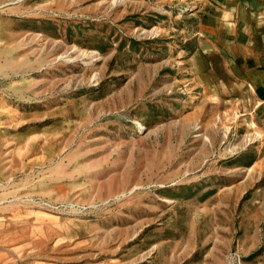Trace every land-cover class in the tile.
Instances as JSON below:
<instances>
[{
	"label": "rangeland",
	"instance_id": "obj_1",
	"mask_svg": "<svg viewBox=\"0 0 264 264\" xmlns=\"http://www.w3.org/2000/svg\"><path fill=\"white\" fill-rule=\"evenodd\" d=\"M245 3L0 0V238L18 241L0 252L264 264V27Z\"/></svg>",
	"mask_w": 264,
	"mask_h": 264
},
{
	"label": "crops",
	"instance_id": "obj_2",
	"mask_svg": "<svg viewBox=\"0 0 264 264\" xmlns=\"http://www.w3.org/2000/svg\"><path fill=\"white\" fill-rule=\"evenodd\" d=\"M246 3H245V8L248 9H252L254 8V12H259L261 10H264V0H245ZM212 26L210 27L211 29H214L217 31V25L216 24H211ZM209 25L208 23L205 22V20H202L201 24H200V27L201 28H207ZM262 28V27H261ZM249 47V46H248ZM256 79V78H255ZM258 83H255L254 81V85L255 87H259L260 91H263L264 92V80L262 81H259L257 80ZM263 98H264V95H263ZM264 103V99L261 100L259 102V105L261 106L262 104ZM3 234V233H2ZM6 234H3L1 235L2 237L4 238H0V242L2 244L6 243V241H8L10 244H12L13 246L11 247L12 249L16 248V244H17V240L16 239H11V237L7 236L5 237ZM8 235H12V233L8 234ZM14 235H18L17 233H14ZM6 239V241H5ZM7 253L5 252H0V264H15L14 262L12 263L11 260H9V258L6 256ZM38 264V263H37Z\"/></svg>",
	"mask_w": 264,
	"mask_h": 264
},
{
	"label": "clouds",
	"instance_id": "obj_3",
	"mask_svg": "<svg viewBox=\"0 0 264 264\" xmlns=\"http://www.w3.org/2000/svg\"><path fill=\"white\" fill-rule=\"evenodd\" d=\"M218 11H220L218 23L220 24L222 29L228 32L229 34L234 33L238 25V9L235 6H225L223 10L218 9ZM252 18L255 20L257 28L264 27V10H261L259 12H253Z\"/></svg>",
	"mask_w": 264,
	"mask_h": 264
},
{
	"label": "bare ground",
	"instance_id": "obj_4",
	"mask_svg": "<svg viewBox=\"0 0 264 264\" xmlns=\"http://www.w3.org/2000/svg\"><path fill=\"white\" fill-rule=\"evenodd\" d=\"M212 67V66H211ZM214 69V68H213ZM206 141L210 142V139L208 136H205Z\"/></svg>",
	"mask_w": 264,
	"mask_h": 264
}]
</instances>
